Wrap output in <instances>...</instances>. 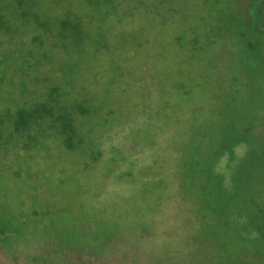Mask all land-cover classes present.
Wrapping results in <instances>:
<instances>
[{"label": "rangeland", "instance_id": "374dc122", "mask_svg": "<svg viewBox=\"0 0 264 264\" xmlns=\"http://www.w3.org/2000/svg\"><path fill=\"white\" fill-rule=\"evenodd\" d=\"M0 8V264H264L231 196L264 187V0Z\"/></svg>", "mask_w": 264, "mask_h": 264}, {"label": "trees", "instance_id": "16d2710c", "mask_svg": "<svg viewBox=\"0 0 264 264\" xmlns=\"http://www.w3.org/2000/svg\"><path fill=\"white\" fill-rule=\"evenodd\" d=\"M109 0H87L88 3L90 4H97V5H102L107 3ZM237 2V0H232ZM2 11L0 8V22L3 24L4 22V17H2ZM249 29L251 31H258L257 27L255 24L249 22ZM73 29L77 30L78 26L74 27ZM251 48V46H250ZM45 101H50L51 99L48 98ZM48 104V103H46ZM68 112V110H66ZM65 110L59 111L60 114L57 115L54 119V122L57 124V122H60V137L62 144H65V147L68 148L72 146V140L74 138L75 134V128L73 126V119L71 118L70 115L68 117V113ZM52 111L47 108V105L42 104L32 110L26 111V115H21L19 116L21 119L25 118L27 119L28 123L32 121L33 119L40 117L43 118L44 116L51 115ZM54 123V124H55ZM24 123H15V131H18L22 129ZM246 139L245 137L242 138H236L234 140H223L221 143V147L219 148V151L215 153V157L218 156L215 161L217 160H222L224 158H221L225 153H227L225 156H227L228 159H234L236 156H234L233 150L235 144H238L240 142H244ZM228 143V144H227ZM233 147V148H232ZM224 156V157H225ZM238 177V171L235 172L233 175V179ZM208 181L210 182L212 180V176L208 175ZM223 179L220 177L218 179L220 186L216 188L218 190V193L221 192H228L229 187L228 186H223L221 181ZM244 187L241 185H238L236 183H233V186H231L232 193L231 196L233 199H244L245 205L243 204V210L240 211H235V213L240 214L242 217H244V220L242 221V224L244 227L248 229L245 235V242L247 246H252L254 245V249L260 254L263 255L264 257V196L263 198L261 195L264 193V187H252L251 185H244ZM216 195V190L214 191ZM243 192V194H242ZM227 194V193H226ZM245 194V195H244ZM228 197V196H227ZM258 198H261V203L257 201ZM245 206V207H244Z\"/></svg>", "mask_w": 264, "mask_h": 264}, {"label": "flooded vegetation", "instance_id": "af4514ba", "mask_svg": "<svg viewBox=\"0 0 264 264\" xmlns=\"http://www.w3.org/2000/svg\"><path fill=\"white\" fill-rule=\"evenodd\" d=\"M253 1V0H252ZM251 23H252V20H251ZM256 25V24H255ZM256 27H257V30L259 31V32H262V31H264V13L262 14V16H261V20H260V22L256 25Z\"/></svg>", "mask_w": 264, "mask_h": 264}, {"label": "water", "instance_id": "95a60500", "mask_svg": "<svg viewBox=\"0 0 264 264\" xmlns=\"http://www.w3.org/2000/svg\"><path fill=\"white\" fill-rule=\"evenodd\" d=\"M255 3H253V5H254ZM253 8V6L250 8V9H252ZM251 13V12H250ZM252 15V14H251Z\"/></svg>", "mask_w": 264, "mask_h": 264}]
</instances>
